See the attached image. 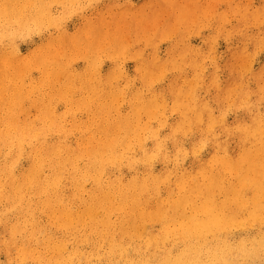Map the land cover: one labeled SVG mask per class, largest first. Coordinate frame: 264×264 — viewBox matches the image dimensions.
<instances>
[{"label": "rangeland", "instance_id": "374dc122", "mask_svg": "<svg viewBox=\"0 0 264 264\" xmlns=\"http://www.w3.org/2000/svg\"><path fill=\"white\" fill-rule=\"evenodd\" d=\"M2 5L7 6L5 10ZM15 9L19 12L14 13ZM44 48L50 54L53 71L67 65L62 68L65 71H55L59 75L56 78H61L57 85L72 90L64 94L66 100H60L57 86L46 100L55 119L64 120L70 127L67 133L78 135L79 130L72 123L94 118L89 113L98 111L97 93L80 90L81 82L88 80L94 87L102 76L106 83L109 80L121 89L113 99L121 116L132 112L131 104L153 98L151 116L146 118L142 113L141 117L154 129L167 155L166 160L155 156L152 161V173L164 178L158 189L165 203L178 205L184 194L180 189L184 181L185 186L192 187V207L198 208L205 199L202 187L209 184L201 179L205 173L222 179V187L213 188L210 194L215 202L229 198L233 188L243 200H254L255 189L250 181L238 184L244 173L235 165L242 151L238 149L236 135L226 127H232L235 133L240 124H251L255 116L264 122V0H0V60L4 58L3 65H14L8 69L9 77L18 84L21 93L28 91L16 103L7 101L14 104L13 110L9 103L7 110L0 109L2 118L14 119L13 125L7 127L12 131L19 127L17 115L21 110L23 120L32 124L38 112L31 107L36 99L50 93L49 87L39 86L47 83L48 75H43L33 62L35 59L32 60V55ZM58 65L59 69L55 68ZM35 83L39 85L34 87ZM83 94H88L87 102L78 103ZM3 95L8 97L6 92ZM20 103L23 107H19ZM198 106H206L203 113ZM149 135H144V147L152 150ZM174 137L181 142L182 151L174 146ZM215 137L222 146L218 151L209 142ZM226 146L227 151L223 149ZM219 159L228 162L229 167L224 169ZM255 159L258 170L252 176L262 177L264 154ZM123 172L128 174L126 167ZM90 188L88 185L87 189ZM239 214L244 215V211ZM166 218L148 221L140 229L160 238L163 222H168ZM42 221L45 223L46 219ZM260 233L264 235L263 220H240L221 228L215 239L235 249L240 241ZM25 237L17 234L13 239L0 228V264H123L110 260V251L104 249L109 246L108 239L93 236L79 243L78 248L73 244L63 253L51 251L38 263L28 257L24 263L14 262ZM38 238L27 241L31 245L25 243L26 247L47 252L45 235ZM116 241L142 248V252L151 255L150 262L145 264H161L166 251L178 254L188 243L170 237L163 246H150L146 252L148 244L143 238L119 235ZM237 264H244V260Z\"/></svg>", "mask_w": 264, "mask_h": 264}, {"label": "bare ground", "instance_id": "6f19581e", "mask_svg": "<svg viewBox=\"0 0 264 264\" xmlns=\"http://www.w3.org/2000/svg\"><path fill=\"white\" fill-rule=\"evenodd\" d=\"M10 6L12 7L11 4ZM6 7L2 5L1 9L5 10ZM19 9L13 12L18 13ZM46 49L32 55V60L35 59L33 62L37 63L36 67L43 75H48L45 77L47 83H39L40 85L35 83L34 87L39 85L51 89L49 94L43 95L40 100L36 99L35 104L32 103L31 109H37L38 117L32 116L37 119L28 124L23 120L25 115L21 110L17 115L19 127L13 128L16 130L12 131L7 127L13 125L14 119L0 116V124L3 127L0 128V228L12 238L17 234L26 235V240L20 247V255L14 262L24 263L23 260L28 257L34 263H38L45 260L51 251L63 253L73 244L78 248L79 243H85L89 236L108 239L109 246H104V249L110 251V260L114 262L123 264L150 262L151 255L142 252V248L124 246L116 241L120 235L126 238H143L148 244L146 252H149L150 246H163V242L167 243L170 237L188 241L187 248L178 254L166 251L161 264H237L243 260L244 264H264L262 233L240 241L235 249L225 247L215 239L220 229L230 223L240 220L264 221V176H252L258 170L254 165L255 158L264 154V122L259 117L255 116L251 124H240L235 133L232 127H226L229 133L236 135L238 149L242 151L241 159L236 161L235 165V168L244 173L238 179V184L250 181L255 189L254 200L252 202L243 200L242 195L237 194L233 188L229 198L219 203L215 202L210 198V194L213 193V188L222 187V179L219 175L205 173L201 179L209 181V184L202 187V193L205 194L202 204L198 208L192 207V187L188 188L182 181L180 189L182 187L184 194L178 205L174 206L165 203V199L161 198L158 188L164 178L152 173V161L155 156L167 159L163 143L149 123L143 122L144 118L141 117L142 113L146 114V118L151 116L153 98L131 104L132 112L121 116L119 106L113 101L121 89L114 87L109 80L106 83L102 76H99L98 85L94 87L85 79V82H81L80 90L88 94L97 93L95 106L98 111L89 113L94 118L90 116L88 117L90 119L73 122L72 126L78 128L79 134L70 135L67 133L70 127L66 126L64 120L55 119L53 108L46 103V100L52 97L53 90H56L55 87L60 86L57 84L61 78H56L58 74H55V71H65L62 68L67 65L60 67L61 70L58 65L55 68L59 70L54 68L53 71V62L49 61L51 57ZM17 54L18 52L15 55ZM4 62L2 58L0 60L2 111L7 110V105L10 104L7 103L8 100L16 103L20 101L21 95L24 96L25 91L28 93L27 90L21 93L18 84L9 77L8 69L14 68V65L12 63L3 65ZM74 73L72 74L75 75ZM79 78L83 80L82 76ZM31 88L33 89V86ZM32 89H28L29 93H32ZM57 90L58 99L64 100V94H69L72 89L60 86ZM4 92L8 97L3 95ZM175 92L174 90L173 93ZM87 95L83 94L78 103L85 104ZM67 99L69 102L68 96ZM110 99L112 100L109 101ZM176 100H179L178 97ZM12 102L11 110L14 106ZM21 106L22 104L19 107ZM198 108L203 113L206 106ZM200 119L201 116L200 118L198 116L197 120ZM145 133L150 134L148 137H151L154 146L152 150L144 147ZM204 137L205 135L199 137V140ZM172 141L174 146L182 151L181 142L175 137ZM209 142L215 150L222 149L217 137ZM223 149L227 151V146ZM219 162L224 169L229 167L224 159H219ZM124 167L127 168L128 174L123 172ZM88 185H91L90 189H87ZM188 207L192 208L187 212ZM242 210L244 215L239 214ZM164 217H168L166 218L168 222L167 224L163 222L160 238L150 236L140 229L146 222L161 220ZM42 218L46 219L45 223ZM41 235H45L47 239L45 246L47 252L41 253L37 248L26 247L27 241L36 240Z\"/></svg>", "mask_w": 264, "mask_h": 264}]
</instances>
